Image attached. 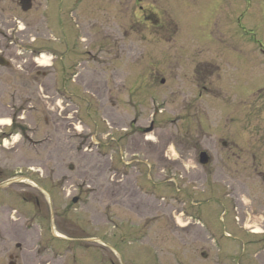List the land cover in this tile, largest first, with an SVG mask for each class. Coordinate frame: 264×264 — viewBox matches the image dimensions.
Returning a JSON list of instances; mask_svg holds the SVG:
<instances>
[{
  "label": "rangeland",
  "instance_id": "rangeland-1",
  "mask_svg": "<svg viewBox=\"0 0 264 264\" xmlns=\"http://www.w3.org/2000/svg\"><path fill=\"white\" fill-rule=\"evenodd\" d=\"M216 1L33 0L24 12L19 0H0V55L11 63L0 66V135L15 130L0 139V182L22 172L51 190L40 196L45 219L36 225L4 220L0 206L11 236L0 259L4 248L16 264H41L39 255L49 264L248 258L247 232L264 218V0L228 1L224 15ZM140 5L142 43L130 26L123 42L119 22L133 23ZM246 10L249 21L237 22ZM61 58L66 68L76 63L69 84L72 73L60 81ZM32 64L45 75L21 70ZM11 92L23 119L3 109ZM201 151L207 165L198 163ZM12 201L2 204L27 208ZM232 214L241 238L219 251L215 244L230 240L220 238V220Z\"/></svg>",
  "mask_w": 264,
  "mask_h": 264
},
{
  "label": "flooded vegetation",
  "instance_id": "flooded-vegetation-1",
  "mask_svg": "<svg viewBox=\"0 0 264 264\" xmlns=\"http://www.w3.org/2000/svg\"><path fill=\"white\" fill-rule=\"evenodd\" d=\"M228 1H231V0H217L216 1V10L218 11V13H221V15H224L225 12L223 10V6H224V3H228ZM239 1L241 0H235L234 2V5H237V3H239ZM246 3H250L251 0H242ZM136 4V2H135ZM136 10L135 12L133 13V17L135 18L134 22L133 23H129L127 20H125V18H123L122 23H121V32H122V41L124 42V40L126 41L127 38H128V34L126 32V29L129 27L131 30H134L136 35H139L141 36V38L138 40V41H142V30L145 29L142 27V24L145 22L144 20V14H143V7L140 5V7H135ZM229 9L232 10V14H233V7L230 6L228 7ZM151 9V8H150ZM237 10V8L235 9ZM252 11L250 10H246L244 11L243 13H241L240 15L237 16V22L240 23V21L242 19H246L248 20L249 16L248 14H250ZM231 14V15H232ZM234 14H235V11H234ZM245 17V18H244ZM231 19H233V16L230 17ZM127 19V18H126ZM249 21V20H248ZM145 25V24H144ZM233 26V23H228L227 24V31L231 33V31L233 30L231 27ZM231 26V27H230ZM109 41H111L110 37L108 38ZM111 44V42H109V45ZM125 46H121L119 45L118 48L119 50L121 49H124ZM110 48V47H109ZM4 51V50H3ZM261 51H262V54L264 55V48H261ZM5 53V52H4ZM4 58V61L3 63L5 64L3 67H6V66H10L11 63L9 60H7L4 55H0ZM88 62V61H87ZM67 64L66 62L61 58L59 63H58V67H62V70H61V75H60V81H61V78L63 77L64 74H69V73H72V78L73 76L77 73V71H74L73 72V69L75 68V65L72 64L70 65V67L66 68ZM2 67V66H1ZM31 68H34V65H22L21 66V70L23 72L26 71V73L31 76V74H33V72H35L34 74V77H39V76H44L45 73H41L39 70H33ZM36 68V66H35ZM61 69V68H60ZM35 78H33L34 81H38L36 80ZM41 78V77H40ZM71 78V80L69 81L68 80V84L73 80ZM3 89L4 87L0 86V93H3ZM39 89L41 90L42 89V86L40 85ZM58 95L59 99L61 100V102H63L64 100L65 101H68L69 100L67 98H63V92L62 93H55ZM40 97L43 95L45 98L47 97V93L46 92H43L41 91V93H39ZM15 93H10V95L8 96V103L6 105H4L3 109L4 110H7V113L10 115H13V116H16L18 118H22L23 117H20V116H17V113L21 112V110H18V112H15V106H16V103H15ZM56 99H58L56 97ZM66 104L67 106L69 104ZM72 105V104H71ZM28 108H31L30 105H27ZM74 107V106H73ZM24 111V110H22ZM47 121V120H45ZM135 123V122H134ZM46 125V124H45ZM29 131H27L28 133H30V136L32 135H36V132H38V130H40L39 126L38 125H34L33 127H27ZM20 130V129H19ZM14 128H11L10 129V132L11 134L14 132ZM11 134L9 135L11 137ZM44 138H41V139H34L32 142H34V144H39V145H42V143H44ZM226 142H223V145L226 146L225 144ZM227 147V146H226ZM1 173V171H0ZM16 176H23L25 177L26 179L28 180H32V177L30 175H22V172H16L15 173ZM32 174V173H30ZM19 182H26V181H19ZM29 184V182H26ZM30 185V184H29ZM40 186H42L43 188H38V187H29L28 189H25V188H20L17 191H14V192H10V190H8L7 194H4L3 192L7 191V189H3L0 191V206L3 207V210L1 211L2 212V218L5 220V219H13V218H17V219H21L22 218V222L21 224L24 225L25 223H29V224H32L34 223L35 225L37 223H39L40 221L44 220L45 219V211L43 210V207H44V204L41 202L40 200V196L41 195H45V192L47 191L48 192V189H47V186L46 184H39ZM32 186V185H30ZM32 188V189H30ZM33 191L34 193H29L30 191ZM51 191V190H50ZM26 194L29 195V198L26 197ZM9 202H11V200L13 199L12 202H15L16 200L18 201L19 204H21L22 206H25L27 208H23V207H19L18 205L14 204L13 207L7 209L6 205L2 204V202H5L7 200ZM20 208V209H19ZM17 209V210H16ZM16 213V217L13 216V213ZM222 213H225L224 210ZM7 215V216H6ZM232 224H230V222H225L223 220H220V223H221V228L220 230L218 231V233L221 234L220 238H228L230 240L226 241V242H223V243H220L219 241L215 244V247L221 251L225 246L226 248H224L225 250L230 246H236L238 245V242H239V239L241 238L238 234V232H234L232 230V228L235 229V221H234V216L232 214ZM261 224L260 225L262 228H252L250 230H248L247 232V237H248V240H247V244H248V248L250 250V254L248 256V258H244L246 259V264H264V259L262 257V252L264 251V218L261 220ZM255 224V222H253ZM252 224L253 227H255V225ZM204 226V225H202ZM239 226V225H238ZM0 227H2L3 229H0V244H2L3 242H5V239H10V233L9 231H6V229L2 226V224H0ZM241 227V224L240 226ZM238 227V228H239ZM228 229V231L226 230ZM214 232L211 230H209V234L210 236L212 237V234ZM76 239V238H75ZM74 239V240H75ZM64 239H62L63 241ZM66 243L69 242L68 239H65L64 240ZM68 246V245H67ZM19 247V245L17 246ZM227 251V250H226ZM1 252H3V259H0V264H16L14 261H13V258L16 256L17 257V254L14 255V253L12 252V249H5L4 250H1ZM224 253V252H223ZM5 259H7L8 261H6ZM242 259V260H244ZM36 260H38V262H40L41 264H49V261L47 260V258H45L44 256H41L39 255L38 258H36ZM241 260V258H239L238 256V253L237 251H234V253L231 252V255L227 254V253H224V255H221V256H217V261L215 264H243V261ZM19 264V263H17Z\"/></svg>",
  "mask_w": 264,
  "mask_h": 264
},
{
  "label": "water",
  "instance_id": "water-1",
  "mask_svg": "<svg viewBox=\"0 0 264 264\" xmlns=\"http://www.w3.org/2000/svg\"><path fill=\"white\" fill-rule=\"evenodd\" d=\"M20 2H21V5H22V9L23 10H27V9L30 8V0H20ZM1 60L2 59L0 58V64H2V61ZM161 82H163V81H161ZM199 161H200L201 164H207V162H208V156H207V154L205 152H201L200 153V159H199ZM76 200L77 199L74 198L73 199V202H75Z\"/></svg>",
  "mask_w": 264,
  "mask_h": 264
}]
</instances>
